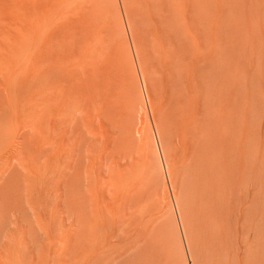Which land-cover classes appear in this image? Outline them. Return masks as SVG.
<instances>
[{"label": "rangeland", "instance_id": "374dc122", "mask_svg": "<svg viewBox=\"0 0 264 264\" xmlns=\"http://www.w3.org/2000/svg\"><path fill=\"white\" fill-rule=\"evenodd\" d=\"M42 1L25 17L20 0H0V264H184L169 182L143 174L132 43L195 264H264V0H123L132 42L119 2L100 0L93 19L81 11L92 0ZM178 2L194 19L166 36L160 15ZM181 85L193 114L173 103Z\"/></svg>", "mask_w": 264, "mask_h": 264}, {"label": "bare ground", "instance_id": "6f19581e", "mask_svg": "<svg viewBox=\"0 0 264 264\" xmlns=\"http://www.w3.org/2000/svg\"><path fill=\"white\" fill-rule=\"evenodd\" d=\"M26 0H20V9H21V11H22V13H23V15L26 17L27 16V14H28V12H29V10H31V11H38V7H41V11H39V12H42V10H46V5L45 6H43V4H45V2L44 3H42L41 2V4H42V6L44 7H42V6H37L38 4V2H40V0L37 2V0H36V2L33 4V5H30V3H26L25 2ZM46 1V0H45ZM51 1V0H50ZM115 2L114 3H118L119 2V4H120V6H121V12L120 11H118L119 12V16H117L118 18H119V20L122 22H120L121 24L120 25H122V31H125L126 33H127V35L129 36V39L131 40V42H132V40L133 39H131V28H130V24H129V20H128V17H127V11H126V9H125V7H124V1L123 0H114ZM153 1H157V0H153ZM175 0H173V2H174ZM177 1H179V2H181V0H177ZM176 1V2H177ZM188 1H190V0H187V1H185L184 0V2H185V5H186V2H188ZM194 1V0H193ZM196 1V0H195ZM165 2V1H164ZM168 2H169V4H171L172 3V0H168ZM171 2V3H170ZM179 2L178 3H176L175 4V7H174V11L172 12V9H171V7H172V5H170L171 7L169 8V10H166L165 8H168V7H166V4L164 5V4H162L163 5V8H160V10L159 11H161V9H165L166 10V12H164V13H166L167 14V12H168V15H169V13H170V15L168 16V15H165L164 14V16H163V14L162 13H160V14H162V15H160L162 18H166V19H168L171 23H172V25L170 26L169 25V30H168V32H166V33H164V34H166V36H167V33H168V35L170 34V33H172V32H174V31H171L170 29H177V27H176V25L175 24H179L178 25V27L182 24V26H183V24H185L186 22H188L187 24H189V18L190 19H194V16H193V13L191 14L192 15V17L193 18H191V17H189V16H186V14H188V13H191V11H189V5H186L188 8L186 9V6L184 5V3H183V6L184 7H181L180 5H179ZM88 4H87V6L89 5V2H87ZM101 3H102V1H101ZM101 3H100V0H92V1H90V7H88L90 10L89 11H87L88 9H85L87 6L86 5H84V6H80V8H83V9H81V11L82 10H84V13H86V12H89L90 14H92V11H93V15H91L92 16V18H93V16H95L96 14H98V13H100V12H98V10H99V8L101 7ZM175 3V2H174ZM189 3H192V2H188V4ZM39 5H40V3H39ZM78 5V4H77ZM103 5H104V3H102V7H103ZM157 5H160V4H157ZM177 5V6H176ZM179 5V6H178ZM192 5V4H191ZM190 5V6H191ZM79 6V5H78ZM164 6H165V8H164ZM105 7V6H104ZM104 7L102 8L103 10H101V8H100V10L101 11H105L104 10ZM112 7V6H111ZM113 7H114V5H113ZM118 7V6H117ZM159 7V6H158ZM172 7V8H173ZM38 8V9H37ZM188 10L189 12H186V10ZM86 10V11H85ZM99 10V11H100ZM171 10V12H172V14L173 15H171V12H169ZM204 10V9H203ZM36 11V12H37ZM48 11V10H47ZM80 11V10H79ZM164 11V10H163ZM222 11V10H221ZM106 12V11H105ZM193 12V11H192ZM80 13V12H79ZM103 13V12H102ZM41 14V13H40ZM45 14V13H44ZM101 14V13H100ZM104 14V13H103ZM222 14V13H221ZM86 16H87V14H85ZM117 15V14H116ZM195 15V14H194ZM23 16V17H24ZM91 16L89 15V17L91 18ZM44 17V16H43ZM116 17V18H117ZM160 17V19H162ZM186 17L188 18V20L186 21ZM87 18V17H86ZM92 18H91V20H92ZM96 18H98V20L100 21V15H99V17L97 16ZM115 18V19H116ZM176 18V19H175ZM94 19V18H93ZM101 19H103V18H101ZM163 20V19H162ZM96 21V20H95ZM93 22V21H92ZM166 22H167V20H166ZM171 23H168V24H171ZM174 23V24H173ZM190 23H191V21H190ZM193 24H194V21H193ZM192 25V24H191ZM181 26V27H182ZM185 27H187V25L185 24L184 25ZM190 26V25H189ZM175 27V28H174ZM184 27V28H185ZM218 27V26H217ZM180 28V27H179ZM179 28H178V30H179ZM183 28V27H182ZM192 29H194V27H193V25H192ZM220 30H221V28H219ZM102 30H104V29H102ZM185 30V29H184ZM191 30V29H190ZM169 31H170V33H169ZM177 31V30H176ZM176 31L174 32V33H176ZM181 31H183V30H181ZM186 31V30H185ZM186 32H188V31H186ZM183 33V32H182ZM185 33V32H184ZM163 34V35H164ZM177 34V33H176ZM176 34H173V35H171V36H174L175 35V37H176ZM180 34V33H179ZM186 35V34H185ZM164 37V36H163ZM169 38H170V36H168ZM165 38V37H164ZM169 38H168V41H169ZM177 38H178V36H177ZM166 39V38H165ZM170 39H172V37L170 38ZM190 40H193V39H190ZM167 41V40H166ZM167 41V44L168 45H170V46H172V44H169V42ZM172 41V40H171ZM202 41V40H201ZM200 41V42H201ZM178 42V41H177ZM176 42V43H177ZM221 42H224V40L223 41H221ZM170 43H173V42H170ZM199 44V43H198ZM220 44V43H219ZM223 45H224V43H222ZM221 44V45H222ZM168 45H166V46H168ZM177 46L179 45V43H177L176 44ZM131 46H133V61L131 60V62H133L134 63V66H135V68H134V66H133V68H134V70H132V71H135V69H136V71H135V73H137V75H136V78H137V76H138V79H136L135 78V75H134V80H135V84H136V81L137 80H139V81H137L138 83H139V85L138 84H136V85H138V86H135L134 87V90H136V92L134 93V92H127V100H129V104H131L132 105V103H134L135 105V107L137 106V108H138V114H139V122H138V124L136 125V134L139 136V152H140V157H141V159H142V168H144L143 169V174H144V176L146 175L147 177H148V179L149 180H147L148 181V183H150L151 181H153V175L156 173L157 175H159V179L162 181V182H164V181H168L169 182V187H170V190H171V198L168 196V193L167 192H165V190H164V192H165V194L167 195V202H166V204H167V206H168V208L170 209V211L172 212L171 214L173 215V216H171V217H173V219H174V225L177 227V233L178 234H176L177 235V237L179 238V241H177V242H180V246H181V249H182V252L181 251H179V252H181V253H183V254H181V256H183V259L185 258V262H184V264H195L196 262H194L195 261V259L194 258H192V250H190V247H191V245H190V241H189V235H188V231H187V227H186V225H185V221H184V216H183V211H182V209H181V205H180V202H179V197H178V194H177V188L174 186V184H173V182H172V179H170L171 177H173V175L171 176V174H173L172 172H174V171H172L174 168H173V162L171 163V161L169 160V157H168V155H167V153H166V151H165V146L163 145V137H162V133H161V129L159 128V124L158 123H156L155 122V120H153L152 122H151V124H149V123H147L146 122V120H147V109L149 110V111H151L152 109H151V103H150V100H149V96H148V92H147V88H146V82H145V80H144V76H143V74H142V69H141V67H140V65L138 64V60H137V57H136V55H137V53H136V49L134 48V45H133V43H132V45ZM225 46V45H224ZM224 46H222V48H224ZM128 47V46H127ZM221 47V46H220ZM126 48V47H125ZM169 48V47H168ZM174 48H175V46H174ZM184 48V47H183ZM199 48V47H198ZM176 49V48H175ZM200 49V48H199ZM198 49V50H199ZM172 50V49H171ZM171 50H169V51H171ZM222 50V49H221ZM225 50V49H224ZM223 51V50H222ZM221 51V52H222ZM168 52V51H167ZM172 52H173V50L171 51V55H172ZM203 52V51H202ZM169 53H168V55H169ZM176 55H178L177 53H175ZM132 55H130L131 57H132ZM220 55H222V54H220ZM226 55V54H225ZM173 56V55H172ZM181 56H182V54H181ZM213 56V55H212ZM131 57H130V59H131ZM171 56L169 55V58H170ZM189 57V56H188ZM205 58H206V56H204ZM203 57V58H204ZM214 57H217V55L216 56H214ZM214 57H213V59H214ZM223 58H224V56H222ZM222 57H220V59L222 58ZM226 57V56H225ZM172 59L171 60H173V57H171ZM181 58V57H180ZM180 58H179V60H180ZM210 57H208L206 60H208ZM177 59V58H176ZM216 59V58H215ZM218 59V58H217ZM129 60V59H128ZM205 62H207L205 59H203ZM222 60V59H221ZM221 60H219V61H221ZM174 61V60H173ZM210 61V60H209ZM212 61V60H211ZM225 61V60H224ZM203 62V61H202ZM132 63V64H133ZM204 63V62H203ZM208 63V62H207ZM206 63V65L208 66V69H209V65H211L210 63H209V65ZM211 63H213V61L211 62ZM199 64V63H198ZM222 65L224 66L225 64H223V62H222ZM204 66V65H203ZM212 66V65H211ZM220 66H221V62H220ZM206 67V66H205ZM207 68V67H206ZM214 68V67H213ZM218 68H219V66H218ZM221 68V67H220ZM207 70V69H206ZM223 72H224V70H223ZM208 73V72H207ZM222 73V72H221ZM132 77V76H131ZM191 79V78H190ZM218 79V78H217ZM195 80V79H194ZM181 84H182V82L181 81H179ZM191 82V81H190ZM192 83V82H191ZM197 83H199V82H197ZM197 83H195V84H197ZM228 83V82H227ZM134 84V85H135ZM194 84V85H195ZM185 85V84H184ZM193 85V86H194ZM182 86V85H181ZM209 86V85H208ZM222 86V85H221ZM137 87V88H136ZM183 87V86H182ZM132 88V87H131ZM136 88V89H135ZM193 88V87H192ZM196 89H197V87H195ZM194 88V89H195ZM183 89V90H182ZM181 89V92H182V94H181V92H180V95L181 96H177V97H182V98H179V99H177L176 97V99L179 101L180 99H181V101H182V103H186L187 101H189V100H185V98L186 99H188V96H185V98L183 97L185 94L187 95V91H185L184 90V87ZM195 89V90H196ZM212 90V89H211ZM227 90V89H226ZM132 91V90H131ZM42 92V91H41ZM185 92V93H184ZM130 93V94H129ZM190 93V92H189ZM194 93V92H193ZM202 93H203V91H202ZM184 94V95H183ZM191 94V93H190ZM213 94H214V92H213ZM222 94V93H221ZM214 96V95H213ZM192 97V96H191ZM190 97V98H191ZM216 97V96H215ZM218 97V96H217ZM193 98V97H192ZM219 98V97H218ZM232 98V97H231ZM183 99V100H182ZM207 99V97L205 98V100ZM177 100H174V104L175 105H179V107H178V109H176L177 110V112H179L180 113V115L184 112V111H187L188 110V113L190 114V112L193 114V107H191L192 106V103H191V105H189L190 104V102L188 103L187 102V105H189V107H191V108H189L188 107V109H187V105L184 103V106H183V104L181 103V101L178 103V101ZM194 99H191L190 101L192 102ZM224 100V99H223ZM176 101H177V103H176ZM203 102V101H202ZM205 102V101H204ZM204 102H203V104H204ZM216 102H218V100L216 101ZM219 103V102H218ZM199 104V103H198ZM202 105V104H201ZM180 106H181V110H179L180 109ZM176 107V106H175ZM183 107V108H182ZM137 108H134V109H137ZM206 108V107H205ZM205 108H201L200 107V109H201V111H203ZM215 108V107H214ZM218 108V107H217ZM223 108V107H222ZM221 108V109H222ZM228 108H229V106H228ZM207 109H209V108H207ZM179 110V111H178ZM206 110V109H205ZM211 110V109H210ZM181 111V112H180ZM212 112V111H211ZM222 112V111H221ZM178 113V114H179ZM188 113H185V114H188ZM202 113V112H201ZM204 113V112H203ZM184 114V115H185ZM205 114H206V112H205ZM137 115V114H136ZM198 115H200V113H198ZM207 115V114H206ZM189 116V115H188ZM192 116V115H191ZM191 116H189L190 117V119L191 120H193V118H194V120H195V117H192L191 118ZM201 116V115H200ZM203 116V115H202ZM201 116V117H202ZM200 117V118H201ZM226 117V116H225ZM224 117V118H225ZM235 117V116H234ZM144 118H146V120L144 119ZM199 118V117H198ZM198 118H197V116H196V119L198 120ZM203 118V117H202ZM202 118L200 119V122H201V120H202ZM228 118V117H227ZM186 120V119H185ZM187 120H188V118H187ZM193 120V122H190V123H192L193 125H194V123L195 124H197L196 122H198L197 120H195L194 121ZM223 120V119H222ZM226 120V119H225ZM203 121H204V118H203ZM209 123V122H208ZM211 123V122H210ZM209 123V124H210ZM158 124V125H157ZM202 125L204 124V123H201ZM206 124V123H205ZM198 126V128H197V132H198V129L200 128V124H197ZM201 125V127L202 128H204L205 126H202ZM196 126V125H195ZM195 126H194V128H195ZM191 127V126H190ZM189 127V128H190ZM208 127V126H207ZM206 127V128H207ZM192 128V127H191ZM191 128L189 129L190 130V132H191ZM193 128V129H194ZM196 129V128H195ZM188 130V131H189ZM200 131H201V129H199ZM207 129H205V131H206ZM134 131H135V129H134ZM192 131H195V130H192ZM199 131V133H195L194 132V134H201V132ZM189 132V133H190ZM210 132V131H209ZM194 134H193V132L191 133V136L190 137H193L194 136ZM202 134H204V139H203V137H202V139L204 140V141H206V139H207V141L206 142H208V138L210 137V135H209V137L207 138V135H206V139H205V132L203 131V133ZM193 135V136H192ZM201 136V135H200ZM216 136V135H215ZM189 137V139H191ZM195 137L198 139V137L197 136H194V141H192V142H195V140L197 141V139H195ZM201 137H199V139H200ZM199 139H198V141H199ZM213 139V138H212ZM192 140V139H191ZM191 140H189L190 141V145H192L189 149H190V152H189V154L191 155L192 154V152L194 153V155L196 156V151L198 150V149H192L193 148V145L194 144H192V142H191ZM201 140V139H200ZM200 143H201V141H199ZM198 143V142H197ZM203 143V142H202ZM165 144V143H164ZM209 144H210V142H209ZM201 145V144H200ZM203 145V144H202ZM206 146V145H205ZM188 147H189V144H188ZM197 148V147H196ZM198 148H200L199 150H203L204 149V151L202 152V153H204L205 155H206V151L207 150H205L206 148H203L202 146L201 147H198ZM201 148H203V149H201ZM196 150V151H195ZM138 152V153H139ZM199 153V152H198ZM190 155H189V159H190ZM194 155H193V157L192 158H194ZM198 156V155H197ZM192 158H191V161H193L192 160ZM196 158H198L197 159V161H199L200 160V158L199 157H196ZM195 158V159H196ZM203 158H205V156L203 155ZM138 159H140V158H138ZM209 159V158H208ZM212 159V158H211ZM196 161V160H195ZM196 161V162H197ZM202 161V160H201ZM200 161V162H201ZM212 161V160H211ZM196 162H194V164H197ZM210 162V161H209ZM138 163H139V160H138ZM199 163V162H198ZM212 163V162H211ZM237 163V162H236ZM193 164V163H192ZM207 163H205V166H207L206 165ZM138 165V164H137ZM209 165V164H208ZM227 165V164H226ZM200 166H201V164H199V169H200ZM205 166H203V167H205ZM135 167V166H134ZM197 167H198V165H197ZM211 167V166H210ZM213 168H214V166H213ZM204 169H207V168H204ZM201 170V169H200ZM209 170H211V169H209ZM141 172V171H140ZM145 172V173H144ZM236 172V171H235ZM130 173V172H129ZM214 174L213 175H215V171L213 172ZM238 173V172H237ZM204 174V173H203ZM171 176V177H170ZM236 176V175H235ZM183 177V176H182ZM211 177V176H210ZM213 177V176H212ZM203 178V177H202ZM204 178H206V176H204ZM203 178V179H204ZM146 179V178H145ZM173 179H174V177H173ZM202 179V182L204 181H206V179H204L203 180ZM208 179V182H209V178H207ZM161 181H160V183H161ZM216 181V180H215ZM153 183V182H152ZM152 183H151V185H152ZM174 183H175V180H174ZM210 184H212V183H210ZM214 184V183H213ZM162 185H163V183H162ZM128 186H129V184H128ZM154 186V185H153ZM167 187V186H166ZM139 188V187H138ZM160 188V187H159ZM162 188V187H161ZM176 188V189H175ZM214 188V187H213ZM233 188V187H232ZM210 189V188H209ZM132 190V189H131ZM212 190V189H211ZM214 190V189H213ZM237 190V189H236ZM133 191V190H132ZM215 191V190H214ZM209 193H210V191H208ZM235 192V191H234ZM208 193V194H209ZM213 193V192H212ZM228 193V191L226 192V194ZM159 195V194H158ZM163 195V194H162ZM161 195V197L163 198V196ZM210 195V194H209ZM215 195V194H214ZM214 197V196H213ZM211 198H212V195H211ZM214 200L216 199V197L215 198H213ZM218 199H219V197H218ZM162 200V199H161ZM220 200V199H219ZM163 201V200H162ZM213 201V200H212ZM211 201V202H212ZM165 202V201H164ZM164 202H162V203H164ZM219 202V201H218ZM217 202V203H218ZM214 203V202H213ZM217 203H216V205H217ZM221 203V202H220ZM223 203H224V201H223ZM160 204V203H159ZM165 204V203H164ZM225 204H227V203H225ZM162 205V204H161ZM214 205V204H213ZM166 206V207H167ZM221 208L220 209H222L223 208V205L221 204ZM159 207L160 206H158V208L157 209H159ZM162 207V206H161ZM165 207V208H166ZM217 207V206H216ZM258 207V206H257ZM164 208V209H165ZM153 209V208H152ZM164 209H160L159 211H161V210H164ZM168 209V210H169ZM226 209H227V207H226ZM143 210V209H142ZM218 210V209H217ZM228 210V209H227ZM231 210V209H230ZM137 211V210H136ZM157 210H155V212H156ZM215 211H216V209H215ZM144 212V211H143ZM155 212H153V213H155ZM158 212V211H157ZM222 211H220V213H221ZM159 213V212H158ZM231 213V212H230ZM230 213H228V212H226L225 213V216H224V214L223 213H221L223 216H222V220L223 221H228L229 220V215H230ZM135 214V213H134ZM150 214H151V212H150ZM138 215V214H137ZM261 214H259V216H260ZM148 216V215H147ZM159 216H162V215H160L159 214ZM212 216V215H211ZM216 216V215H215ZM140 217V216H139ZM156 217H158V215L156 216ZM165 217V216H164ZM217 217H219V216H217ZM220 217H221V215H220ZM219 217V219H221ZM149 218V217H148ZM163 218V217H162ZM139 219H141V218H139ZM150 219H153V217H150ZM150 219H148V221H150ZM159 219V218H158ZM219 219H217V221L219 220ZM147 220V219H146ZM216 221V222H217ZM154 222V221H153ZM158 222V221H157ZM171 222V221H170ZM148 223V222H147ZM220 223V222H219ZM223 223V227H224V225H226V227H224V230H223V232H224V234H225V237L223 236V241L222 242H227V244H228V241H227V238H228V240L229 241H231L230 240V238L229 237H231L232 236V234H231V236H230V234L228 233V232H226L225 233V231H229V229L227 230V226H228V223L226 224V222H222ZM225 223V224H224ZM257 223V222H256ZM154 224V223H153ZM218 225V224H217ZM151 226V225H150ZM218 226H222V225H218ZM152 228V227H151ZM219 229H220V227H218ZM217 228V229H218ZM225 228H226V230H225ZM229 228V227H228ZM233 228V227H232ZM218 229V230H219ZM173 230H174V227H173ZM230 232H232V231H230ZM221 233H222V230H221ZM175 234V233H174ZM173 234V235H174ZM224 234H221V235H224ZM221 235L219 236V237H221ZM227 236H229V237H227ZM234 236V235H233ZM225 238V239H224ZM172 239V238H171ZM221 239V240H222ZM232 239V238H231ZM15 240V239H14ZM20 240V239H19ZM176 240V239H175ZM178 240V239H177ZM12 242H13V240H12ZM11 242V243H12ZM221 242V243H222ZM232 242V241H231ZM70 243H72V242H70ZM224 243V244H225ZM16 244V243H15ZM14 244V245H15ZM76 244V243H75ZM223 244V245H224ZM231 244V243H230ZM229 244V248H226V250L227 249H230V246H232V245H230ZM73 245V244H72ZM72 245H71V249H73L72 248ZM89 246V245H88ZM20 248V247H19ZM69 248V247H68ZM75 248V247H74ZM224 248V247H223ZM6 249V248H5ZM18 249V248H17ZM76 249V248H75ZM180 249V250H181ZM7 250V249H6ZM5 250V251H6ZM12 250H13V248H12ZM64 250V249H63ZM70 250V249H69ZM82 250V249H81ZM9 251H11L10 250V248H9ZM8 251V252H9ZM56 251V250H55ZM48 252V251H47ZM58 252V251H57ZM66 252V251H65ZM4 253V252H3ZM2 253V256L5 254V253H7V252H5L4 254ZM13 253V252H12ZM67 253H69L68 251H67ZM74 253V252H73ZM235 253V252H234ZM8 254V253H7ZM17 254V253H16ZM15 254V255H16ZM20 254V253H19ZM60 254V253H59ZM1 255V254H0ZM12 255H14V254H12ZM12 255H10V256H12ZM14 255V256H15ZM62 255H63V253H62ZM66 255V254H65ZM76 255V254H75ZM10 256H8L9 258H10ZM55 256H58V255H55ZM69 256V255H68ZM72 256V255H71ZM77 256V255H76ZM186 256H187V261H186ZM7 256H5L4 258H6V260H8L9 258H8ZM27 257V256H26ZM31 257V256H30ZM61 257H63V256H61ZM65 257H67V256H65ZM233 257V256H232ZM2 258V257H1ZM8 258V259H7ZM21 258V257H20ZM231 258V257H230ZM41 259V258H40ZM63 259H65V258H63ZM194 259V260H193ZM12 260H15V258H13L12 257V259L9 261V264H11L10 262L12 261ZM57 260V259H56ZM60 260L62 261V259L60 258ZM59 260V261H60ZM67 259H65V260H63V261H66ZM231 260V259H230ZM232 260H233V258H232ZM234 260H236L235 259V257H234ZM1 261V260H0ZM19 261V260H18ZM17 261V262H18ZM58 261V260H57ZM60 261V262H61ZM15 262V261H14ZM13 262V264H16V263H14ZM26 262V261H25ZM34 262H35V260H34ZM53 262H55V261H53ZM67 262V261H66ZM231 262V261H230ZM237 262V261H236ZM1 263V262H0ZM6 263V262H5ZM8 263V262H7ZM6 263V264H7ZM68 263V262H67ZM166 263V262H165ZM18 264V263H17ZM46 264V263H45ZM55 264V263H54ZM176 264V263H175ZM226 264V263H225ZM231 264V263H230ZM233 264V263H232ZM234 264H235V261H234Z\"/></svg>", "mask_w": 264, "mask_h": 264}]
</instances>
